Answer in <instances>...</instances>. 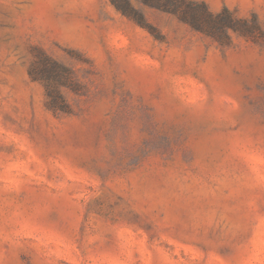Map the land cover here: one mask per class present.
Returning <instances> with one entry per match:
<instances>
[{
  "label": "rangeland",
  "instance_id": "obj_1",
  "mask_svg": "<svg viewBox=\"0 0 264 264\" xmlns=\"http://www.w3.org/2000/svg\"><path fill=\"white\" fill-rule=\"evenodd\" d=\"M128 1L0 0V264H264V0H198L223 42Z\"/></svg>",
  "mask_w": 264,
  "mask_h": 264
},
{
  "label": "trees",
  "instance_id": "obj_2",
  "mask_svg": "<svg viewBox=\"0 0 264 264\" xmlns=\"http://www.w3.org/2000/svg\"><path fill=\"white\" fill-rule=\"evenodd\" d=\"M123 13L144 21L141 14L132 8L128 0H111ZM141 3L176 14L193 28L204 31L217 40L225 41L228 30L234 29L252 33L253 28L246 20L237 18L226 7L220 12H213L205 1L198 0H139ZM39 66H33L30 73L34 79L42 80L46 86L49 105L54 110H66L67 103L58 89V85L76 86L71 71L45 53H40Z\"/></svg>",
  "mask_w": 264,
  "mask_h": 264
}]
</instances>
